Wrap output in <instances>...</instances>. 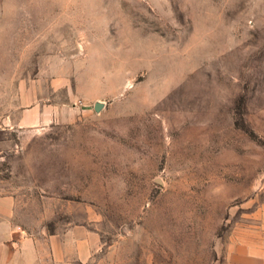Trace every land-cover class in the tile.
<instances>
[{
    "label": "rangeland",
    "instance_id": "374dc122",
    "mask_svg": "<svg viewBox=\"0 0 264 264\" xmlns=\"http://www.w3.org/2000/svg\"><path fill=\"white\" fill-rule=\"evenodd\" d=\"M0 197L86 264H227L264 201V0H0Z\"/></svg>",
    "mask_w": 264,
    "mask_h": 264
},
{
    "label": "crops",
    "instance_id": "0c3cea01",
    "mask_svg": "<svg viewBox=\"0 0 264 264\" xmlns=\"http://www.w3.org/2000/svg\"><path fill=\"white\" fill-rule=\"evenodd\" d=\"M0 106V131L22 126ZM14 202L0 197V264H86L96 249L95 236L84 227L65 232L34 236L14 223ZM256 222L242 233L229 250L227 264H264V201L255 214Z\"/></svg>",
    "mask_w": 264,
    "mask_h": 264
}]
</instances>
